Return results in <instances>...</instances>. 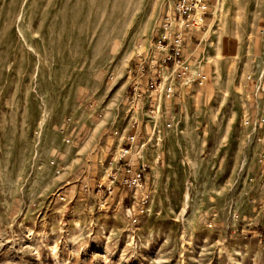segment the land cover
Wrapping results in <instances>:
<instances>
[{
  "label": "rangeland",
  "instance_id": "374dc122",
  "mask_svg": "<svg viewBox=\"0 0 264 264\" xmlns=\"http://www.w3.org/2000/svg\"><path fill=\"white\" fill-rule=\"evenodd\" d=\"M174 3L0 0V264H264V0L211 2L208 82L154 124L134 69Z\"/></svg>",
  "mask_w": 264,
  "mask_h": 264
},
{
  "label": "built area",
  "instance_id": "2783aa9c",
  "mask_svg": "<svg viewBox=\"0 0 264 264\" xmlns=\"http://www.w3.org/2000/svg\"><path fill=\"white\" fill-rule=\"evenodd\" d=\"M210 15V5L206 0H175L174 8L166 14L162 20L160 30L157 34L155 44L158 49L165 52L162 59L164 65H170L174 69L175 78L182 79L187 84L198 83L202 85L206 76L199 67L196 73H193L194 66L190 64L183 56L186 48V35L196 31L203 30L206 26V19ZM153 61L149 60L148 54L140 58L138 71L141 74L146 73L153 66ZM252 83L251 95L254 98L264 96V70L258 78H249ZM152 97L166 104V108L171 106L176 98L175 85L172 81L165 83L163 79L152 80L149 85ZM135 93V91H134ZM168 106V107H167ZM161 107V106H160ZM159 107H151L147 110L148 119L154 124L159 120ZM249 124V122H247ZM264 125V118L259 122V125ZM141 125L139 119L135 118L132 127L138 130ZM257 127V126H256ZM255 127V129H256ZM129 148L123 149L121 159L131 156L132 147L137 143L136 134L131 133L127 137ZM258 141L263 145L258 158V165L261 172L264 174V138H259ZM123 180L124 184L130 187H138L144 178L145 166L141 165L139 169H135L130 161L124 165ZM253 181V178H250Z\"/></svg>",
  "mask_w": 264,
  "mask_h": 264
},
{
  "label": "crops",
  "instance_id": "0c3cea01",
  "mask_svg": "<svg viewBox=\"0 0 264 264\" xmlns=\"http://www.w3.org/2000/svg\"><path fill=\"white\" fill-rule=\"evenodd\" d=\"M207 3L210 5L211 2H214V0H206ZM209 18L206 19V26L204 27L203 30L196 31L192 34H187L186 35V48L184 51V58L192 64L195 68L200 67V63H203V60H205L206 53H203L205 51L200 50V41H199V35L203 31H207L211 25V22H208ZM157 38V36H156ZM156 41V40H155ZM165 55V52L161 51L158 49V46L153 44L152 50L148 53L149 60L153 61V66L150 67V70L147 71L144 74L139 73L138 71V65L140 63V59L138 60L136 67L134 69V76H133V86L132 90L133 93V99L134 101L146 102L149 107H155L153 105L155 98L152 97V93L150 91L149 85L152 80H160L166 79V83L172 81L175 85V90H176V98L173 104H176L178 102H181L182 99L188 95L191 91L194 90L195 87H199L200 85L198 83H191L187 84L184 80L182 79H176L175 78V73L174 69L171 68L170 65H164L162 63V59ZM199 65V66H198ZM203 73L206 76L205 82L202 84V86H205L208 82V68L204 67L201 68ZM261 97V96H260ZM172 104V105H173ZM172 105L170 107H172ZM148 110V109H147ZM164 113H168L169 109L168 108H163ZM161 127L159 125L153 126V125H148V124H141L138 130H135L133 127L130 129V134H136L138 141L140 144H143V141L146 139H152L154 136V131L156 132L157 129H160ZM154 131H153V130ZM127 138L124 137V140ZM134 150V146L131 149V156H128L125 158L124 165L130 161V164H132L133 161V155L132 151ZM123 165V166H124ZM135 166L134 164H132ZM137 166V165H136ZM135 166V167H136Z\"/></svg>",
  "mask_w": 264,
  "mask_h": 264
}]
</instances>
